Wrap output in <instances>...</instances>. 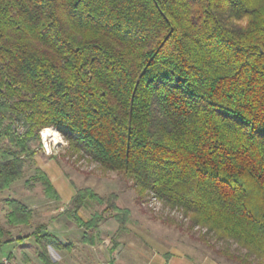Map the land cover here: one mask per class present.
I'll use <instances>...</instances> for the list:
<instances>
[{"label":"trees","instance_id":"1","mask_svg":"<svg viewBox=\"0 0 264 264\" xmlns=\"http://www.w3.org/2000/svg\"><path fill=\"white\" fill-rule=\"evenodd\" d=\"M47 128L204 229L217 263L264 264V0H0V192ZM34 172L25 187L58 200ZM75 192V211L104 202ZM7 203L9 224H28ZM110 205L124 231L129 210Z\"/></svg>","mask_w":264,"mask_h":264},{"label":"rangeland","instance_id":"2","mask_svg":"<svg viewBox=\"0 0 264 264\" xmlns=\"http://www.w3.org/2000/svg\"><path fill=\"white\" fill-rule=\"evenodd\" d=\"M245 23L242 21L241 24ZM47 129L54 136L45 139L42 137L43 130L40 132V146L35 148L33 159L27 161L24 178L0 192V228L4 232L3 240H10L1 241L0 257L10 256L15 264H115L116 260L121 262L122 259H128L130 253L150 252L160 248L157 242L167 248L171 246L177 252L193 251L196 256H207L210 259L214 250L223 247L214 238H203L204 229H190L188 218L181 212L163 206L149 194L137 192L131 181L120 174L106 171L82 155L67 152V143L61 134L54 129ZM18 131L20 134L23 130ZM36 167H44L50 173H61L67 189L73 190L74 195L76 190L88 189L104 202L88 199L82 208L75 211L71 201L63 205L60 197L58 200L46 198L40 183L27 189L25 181L34 176ZM111 195L115 196L112 202L114 205L129 210L126 225L132 228V234L119 231L115 211H103L111 206ZM10 200H16L22 205L23 212L29 215L28 224H9L12 217L7 202ZM61 209L63 211H59ZM73 214L86 220L83 222L95 215L101 217L96 230L86 231L81 227L84 234L95 236L92 244L82 241L79 227L76 231L77 223ZM40 226L41 231L38 230ZM46 232L55 235L61 247L56 248L45 242L38 244L39 234ZM230 250H236L235 246L232 245Z\"/></svg>","mask_w":264,"mask_h":264},{"label":"crops","instance_id":"3","mask_svg":"<svg viewBox=\"0 0 264 264\" xmlns=\"http://www.w3.org/2000/svg\"><path fill=\"white\" fill-rule=\"evenodd\" d=\"M42 171L47 175L49 178L51 184L53 185L54 189L56 190L57 194L59 195L61 202L63 205H68L71 199L74 197L73 190L67 189V183L65 182L64 178L61 177V173L52 171L50 173L47 169L44 167H41ZM59 211H63L62 209ZM81 211V210H79ZM75 218H79L82 221L83 218L81 216H74ZM76 231L77 227H79V231H81L82 238L84 236V233L82 228L78 225L75 226ZM132 228L130 226L125 225V230L123 231L124 234L130 233L132 234ZM78 233V232H77ZM159 244L158 249H152L150 252H135L128 254V259H122L121 262L115 261V264H219L213 259H210L207 256H196L195 252H177L175 249L168 247L165 245L163 246L162 243H156ZM161 244V245H160ZM157 248V247H156ZM161 248H164L163 250ZM10 257V256H8ZM11 258V257H10ZM13 260V258H11ZM14 261V260H13ZM15 262V261H14ZM114 264V262H113Z\"/></svg>","mask_w":264,"mask_h":264},{"label":"built area","instance_id":"4","mask_svg":"<svg viewBox=\"0 0 264 264\" xmlns=\"http://www.w3.org/2000/svg\"><path fill=\"white\" fill-rule=\"evenodd\" d=\"M0 264H15V262L10 257H0Z\"/></svg>","mask_w":264,"mask_h":264},{"label":"bare ground","instance_id":"5","mask_svg":"<svg viewBox=\"0 0 264 264\" xmlns=\"http://www.w3.org/2000/svg\"><path fill=\"white\" fill-rule=\"evenodd\" d=\"M43 136L42 137H44L45 139L46 138H48V137H53L54 135L52 134V131L51 130H48V129H46V130H43ZM50 140H52V139H50ZM54 140H55V138H54ZM47 141V140H46Z\"/></svg>","mask_w":264,"mask_h":264}]
</instances>
